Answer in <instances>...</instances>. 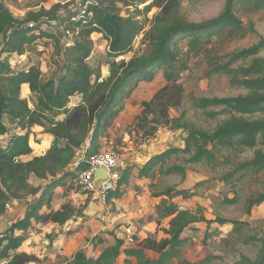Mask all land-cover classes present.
I'll return each mask as SVG.
<instances>
[{"label": "trees", "instance_id": "trees-1", "mask_svg": "<svg viewBox=\"0 0 264 264\" xmlns=\"http://www.w3.org/2000/svg\"><path fill=\"white\" fill-rule=\"evenodd\" d=\"M86 1L79 2L84 6L79 12L73 11L69 15L60 13L62 7L56 6L49 12L40 10L29 13L24 21L13 18L0 7V34L4 37L0 45V137L7 134L4 119L21 133L12 135L5 148L0 147V216L10 202L34 198L39 194L24 217L0 234V264L38 262L34 255L19 252L25 242V234L33 223L63 226L73 218L75 210L70 204L62 205L58 211L51 210L54 190L64 186L70 170L76 175L86 168L85 163L79 161L81 157L78 151L88 141L89 145L81 156L96 154L98 140L118 115L119 109L115 108L130 97L133 86L152 81L159 71L163 73L166 84L151 100L141 104V113L135 119L138 121L137 127L145 138L154 136L158 127L167 126L173 130H183L187 137L183 149H168L150 158L140 168V177L149 178L156 166L164 165L173 155H188L186 162L189 164H211L217 161L216 155L220 150L235 146L253 151V157L226 175L225 181L243 170H257L264 166V56L260 57L264 52V39L260 38L249 48L219 57L209 65L207 77L214 74L226 76L230 86L243 89L245 95L193 99L197 109L222 108V112L229 116L227 120L208 132L182 121L183 115L176 119L169 116V110L178 108L183 99V88L178 80L181 73L187 70L189 52L202 51L218 35L224 34L227 40H233L255 34L253 24L245 26L236 15V8L243 3L254 12L264 11V0H226L223 11L216 18L198 24L189 23L182 16L180 0H91V4H86ZM118 3L125 7L135 5V12L141 14L143 19H138V16L122 17L120 9L116 7ZM140 4H145L142 10H138ZM153 9L157 13L148 22L146 16ZM41 18L46 20L41 21ZM147 23L149 28L144 31ZM53 24L58 25L56 34L41 30L43 25ZM35 30L39 33H33ZM140 33L144 34L142 42L145 48L128 60L120 59L132 53L133 42ZM94 34L100 35L107 43L106 78H102L99 64L93 68L88 63L93 49L91 36ZM61 37H64L63 43ZM40 39L49 40L57 50V56L61 58L59 75L43 80L37 65L15 71L7 58L2 59L3 54L24 56ZM183 39L187 40L186 52L178 48V42ZM247 59L250 60L247 65L234 67ZM223 60L226 61L222 63ZM23 85L28 86L33 101L21 97ZM73 97H79L80 102L70 107ZM215 115L211 113L209 116ZM34 126L42 127L44 133L52 137V143L43 156L22 162L21 157L32 153L28 139ZM77 162V167L73 169ZM184 173L183 167L173 166L164 174L183 176ZM129 175L130 169L122 172L117 189L109 193L108 199L120 198L118 189L127 184ZM31 177L48 183L40 190L30 184ZM191 196L188 190L172 188L153 196L165 198L156 206V211L160 217L169 219L167 229H163L165 237L159 241L146 238L134 247L122 249L123 242L115 239L114 245L95 259L88 258L79 250L64 264H116L121 254L134 258L137 264L168 263L180 255L185 242L182 234L187 228L212 223L204 217L200 208L195 212L179 210L177 204L171 202L176 198L187 200ZM262 203L264 193L250 198L246 203L247 212ZM43 206L49 212L41 213ZM214 222L236 225L235 222L218 218ZM145 251L159 257L148 259ZM257 264H264V257Z\"/></svg>", "mask_w": 264, "mask_h": 264}, {"label": "rangeland", "instance_id": "rangeland-1", "mask_svg": "<svg viewBox=\"0 0 264 264\" xmlns=\"http://www.w3.org/2000/svg\"><path fill=\"white\" fill-rule=\"evenodd\" d=\"M84 1L86 0H0V7L6 9L13 18L24 21L29 13H36L40 10L49 12L56 6L62 7L60 13L69 15L73 11L79 12L84 9V6L80 4ZM123 1L121 0V2ZM225 1L180 0L181 14L189 23L206 22L216 18L223 11ZM73 3H75L74 6ZM144 6L145 4H140L138 10H142ZM116 7L120 9L122 17L138 16V19H143L141 14L135 12V5L125 7L122 3H118ZM156 13L157 10L153 9L147 14L148 22L153 19ZM236 15L245 26L252 23L255 34H247L242 39L233 40H227L224 34L218 35L213 37L210 44L202 51L189 52L187 70L181 73L178 80L183 88V99L178 108L169 110L170 118L176 119L183 115L182 121L188 122L197 129L211 132L229 116L222 112V108L197 109L194 107L193 99L228 98L246 94L243 89L231 87L226 76L216 74L206 76L209 65L214 63L217 58L249 48L256 44L260 38L264 39V11L254 12L249 5L240 3L236 8ZM43 20L46 18H41V21ZM54 25H43L41 30L56 34L58 25ZM148 28L147 23L144 31H147ZM33 33L38 34L39 31L35 30ZM143 38L144 34L140 33L133 42L132 53L120 59L128 60L133 54L141 53L140 47ZM3 40V34H0V45ZM60 40L63 43L64 37H61ZM91 40L93 49L88 63L93 68L99 64L102 78H105L108 74L107 43L98 34L92 35ZM178 48L182 52H186L188 50L187 40H180ZM263 56L264 52L260 54V57ZM4 58L8 59L10 67L15 71L37 65L43 80H48L61 73V58L57 56V50H54L49 40L46 39L37 40L24 56L3 54L2 59ZM225 61L223 60L222 63ZM249 61V59L243 60L235 64L234 67L245 66ZM165 84L163 73L159 71L155 73L152 81L139 82L133 86L130 97L115 108L119 109L117 117L112 120L97 142L96 153L113 152L118 155L124 171L130 169L127 184L118 189L120 198H111L106 202H101L103 207H107V212L103 217L101 205H96L95 200L93 205L91 204L93 197L76 186L75 172L70 170L64 186L54 190L52 196L54 206H50L52 209L70 204L75 213L65 225L50 230V235H54L53 231H56L57 235H62L63 239L65 236L67 239L74 238L81 243H79L80 247L84 248L86 242L95 246L94 242L99 237L105 235L114 237L116 232L122 233L123 227L130 223L134 233L139 236L137 241L145 238L158 241L165 237L163 229H167L169 219L160 217L156 211V206L165 198L153 196L162 193L166 188L185 189L192 194L189 199L176 198L171 202L177 204L179 210L195 212L200 208L204 217L212 223L209 226L202 223L187 228L182 234L185 242L181 247L180 255L172 258L166 264H257L264 257V203L252 207L249 212H247L246 203L250 198L264 193V166L257 170H243L234 174L229 181L224 180L225 176L234 172L240 164L252 159L253 151L237 146L233 149H222L216 155L217 161L211 164H189L186 162L189 158L188 155H173L164 165L156 166L149 178L139 176L140 168L153 156L168 149L184 148L187 133L183 130H173L169 126L158 127L154 136L145 138L143 132L137 127L138 121L135 119L141 113V104L151 100ZM20 93L22 98L33 101V95L27 96L24 88H21ZM211 113H216V115L211 117L209 116ZM4 123L7 127V134L0 137V147L2 148L8 145L12 135L20 132L14 126L12 127L7 119H4ZM48 141V135L43 132L41 127L31 128L28 146L32 153L29 156L21 157L20 161L27 162L33 157L43 156L49 148ZM87 145H89L88 141L78 151L79 157ZM262 148L264 150V144ZM173 166L183 167L184 175L164 174L168 168ZM29 182L40 190L48 183L33 177ZM36 197L9 203L5 213L0 216V234L24 217ZM233 199H236L235 202H229ZM45 209L46 207L43 206L41 211H47ZM217 218L235 222L236 225H219L214 222ZM109 225L110 228H107ZM100 226L106 227L108 230L101 228L102 230L97 235L95 233ZM37 228H31L28 231L33 236L41 235L36 240L40 245L48 235L42 236L43 233ZM46 239L49 240V238ZM31 246H35L34 242L31 243ZM126 247H134V245ZM92 248L89 246V249H82V251L86 252L88 258L95 259L98 254L97 249ZM158 257L159 255L154 253L149 256L151 259ZM123 259L124 255H121L116 260V264H136L134 259L132 261Z\"/></svg>", "mask_w": 264, "mask_h": 264}, {"label": "crops", "instance_id": "crops-1", "mask_svg": "<svg viewBox=\"0 0 264 264\" xmlns=\"http://www.w3.org/2000/svg\"><path fill=\"white\" fill-rule=\"evenodd\" d=\"M21 88L25 89L27 96H31L32 95L28 91V86L27 85H23ZM245 93H246V91H245ZM71 101H70V105L69 106L73 107V106H75L76 104H78L80 102V98L79 97H73V98H71ZM43 132H44V129H43ZM16 134H21V133L17 132ZM48 140H49L48 142H49V148H50L51 143H52V137L49 136V135H48ZM94 200H95V198L91 199V201H92L91 204L92 205H93ZM95 201L97 203L96 205H101L100 207H101V211H102V214H103V217H104L105 213L107 212V207H103V204L101 202H98L97 200H95ZM50 205L54 206V201L52 199H51V204ZM60 208H61V206H60ZM60 208H56L55 207V208H52L51 210L58 211V210H60ZM45 210H47V209H45ZM47 212H49V211L48 210L44 211V212L41 211V213H47ZM104 220L106 221V219H104ZM196 225H199V224H195V225H192V226H196ZM35 227H38L37 229L39 231H41V233H43L42 236H45L47 234L48 237H46V238H49V240L45 238L44 240H42V243H40V245H38L36 240L41 235L38 234L36 236H33L32 234L31 235L29 234V231H27V233L25 234L26 235L25 242L20 247L19 252H24V253H26L28 255H34L38 259V262L31 263V264H64L67 261H69L72 258V256L77 251L82 250V249H85V250L89 249V246L93 247L92 249H94V248L97 249V253H98L97 256H96V258H97L106 248L114 245L115 239H116L115 235H114V237H110L108 235H105V236H102L101 238L98 236L99 239H97L94 242L95 246H91L89 244L90 242H86L87 243L86 246L84 248H82V247H80L81 243L76 241V240H74V238L73 239H70V238L67 239V236H65V239H63L62 235H60V234L57 235L56 231H53L54 235H50L51 234L50 230H53L56 227H62V226H59V225H56V224H51V223H43V224H35V223H33L31 228H35ZM101 228L104 229V230H108L107 228H110V225L107 226V228L106 227H102V226L98 227V230L96 231L95 234L98 235V233L102 230ZM18 234L19 233H16V235H18ZM69 237H72V236H69ZM138 238H139V236H138ZM142 240H144V239H141L140 241H142ZM32 242H34L35 246H31ZM138 242L139 241H137V243ZM137 243L135 245H137ZM125 248H127L126 245H123V249H125ZM84 253L86 255V252H84ZM151 253H153V252L145 251L146 258L151 259V258H149ZM121 255H124V254H121ZM132 259H134V258H128V257H126L124 255V259L123 260L132 261ZM134 262L137 264L136 260Z\"/></svg>", "mask_w": 264, "mask_h": 264}, {"label": "built area", "instance_id": "built-area-1", "mask_svg": "<svg viewBox=\"0 0 264 264\" xmlns=\"http://www.w3.org/2000/svg\"><path fill=\"white\" fill-rule=\"evenodd\" d=\"M91 3V0L86 2V4ZM141 44L140 50H143L145 44L142 41ZM79 161H83L86 168L76 173L74 181L76 186L87 195L97 198L98 201L106 202L109 193L117 189L124 171L118 155L113 152H99L88 157L81 156ZM78 162L74 164L73 169L77 167ZM99 170L104 172V176H98ZM8 207L9 205L6 206ZM123 228L122 233H115L116 239L121 240L128 247L135 245L138 235L134 233L132 225L129 223Z\"/></svg>", "mask_w": 264, "mask_h": 264}, {"label": "water", "instance_id": "water-1", "mask_svg": "<svg viewBox=\"0 0 264 264\" xmlns=\"http://www.w3.org/2000/svg\"><path fill=\"white\" fill-rule=\"evenodd\" d=\"M108 76V74L105 76V78ZM97 174H98V176H104V172L103 171H101V170H99L98 172H97Z\"/></svg>", "mask_w": 264, "mask_h": 264}, {"label": "bare ground", "instance_id": "bare-ground-1", "mask_svg": "<svg viewBox=\"0 0 264 264\" xmlns=\"http://www.w3.org/2000/svg\"><path fill=\"white\" fill-rule=\"evenodd\" d=\"M95 200H97L98 201V199L97 198H95ZM99 202V201H98Z\"/></svg>", "mask_w": 264, "mask_h": 264}]
</instances>
